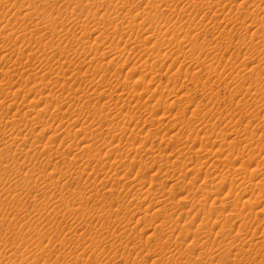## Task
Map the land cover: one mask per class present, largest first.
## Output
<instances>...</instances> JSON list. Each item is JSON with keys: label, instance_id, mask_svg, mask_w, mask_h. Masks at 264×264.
<instances>
[{"label": "rangeland", "instance_id": "374dc122", "mask_svg": "<svg viewBox=\"0 0 264 264\" xmlns=\"http://www.w3.org/2000/svg\"><path fill=\"white\" fill-rule=\"evenodd\" d=\"M0 264H264V0H0Z\"/></svg>", "mask_w": 264, "mask_h": 264}, {"label": "bare ground", "instance_id": "6f19581e", "mask_svg": "<svg viewBox=\"0 0 264 264\" xmlns=\"http://www.w3.org/2000/svg\"><path fill=\"white\" fill-rule=\"evenodd\" d=\"M219 46H220V45H219ZM185 53H186V52H185ZM191 58H192V57H191ZM210 66H211V65H210ZM210 66H209V67H210ZM42 95H43V94H42ZM85 104H86V103H85ZM45 108H46V107H45ZM40 130H41V129H40ZM184 143H185V142H184ZM244 168H245V167H244ZM240 183H241V180H240ZM257 183H258V182H257ZM215 187H216V186H215ZM136 189H137V188H136ZM254 189H255V188H254ZM260 190H261V189H260ZM258 193H259V192H258ZM253 196H254L257 200L260 199V196H258L257 194H254V193H253V194L251 195V197H253ZM222 199H223V198H222ZM252 199H253V198H252ZM256 199H254V200H256ZM235 201H236V200H235ZM149 203H150V202H149ZM222 203H224V202H222ZM257 203H258V201H257ZM256 205H257V204H256ZM93 206H94V205H93ZM95 208H96V207H95ZM246 213H247V212H246Z\"/></svg>", "mask_w": 264, "mask_h": 264}]
</instances>
